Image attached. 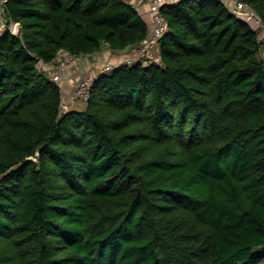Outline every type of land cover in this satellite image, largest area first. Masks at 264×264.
Masks as SVG:
<instances>
[{"label":"trees","instance_id":"16d2710c","mask_svg":"<svg viewBox=\"0 0 264 264\" xmlns=\"http://www.w3.org/2000/svg\"><path fill=\"white\" fill-rule=\"evenodd\" d=\"M264 21V0H241ZM161 60L62 110L41 63L151 31L126 0H8L0 34V264H264V61L220 0L163 6Z\"/></svg>","mask_w":264,"mask_h":264},{"label":"built area","instance_id":"2783aa9c","mask_svg":"<svg viewBox=\"0 0 264 264\" xmlns=\"http://www.w3.org/2000/svg\"><path fill=\"white\" fill-rule=\"evenodd\" d=\"M141 2L145 0H140ZM150 3L151 11L153 13L154 28L151 31L148 38L134 47L133 51L129 53L124 63L112 64V63H98L90 71L87 76H84L80 82L77 83V89L72 94L74 98H85L88 99L92 85L95 79L106 73H111L114 68L120 64H133L137 61H143L146 64L159 62L161 60V52L159 49V41L166 33L168 24L163 13V6L166 0H148ZM225 3L230 11L238 17L244 18L248 22H253L257 26H264V21L257 14V12L248 8L245 3L241 0H235L231 6L228 5L230 0H220ZM8 0H0V34L5 30H10L14 34L20 33V23L11 22L7 26V19L5 17V9ZM254 26V25H253ZM86 56L76 57L67 51H61L57 55L56 59L51 63H41L42 69L48 71L51 79L58 83L59 85L64 81V79L71 73H80L83 68V59ZM262 59L264 61V53L262 54Z\"/></svg>","mask_w":264,"mask_h":264},{"label":"rangeland","instance_id":"374dc122","mask_svg":"<svg viewBox=\"0 0 264 264\" xmlns=\"http://www.w3.org/2000/svg\"><path fill=\"white\" fill-rule=\"evenodd\" d=\"M147 1V0H145ZM235 0H230L228 2V5L231 6L232 4H234ZM144 2V1H143ZM142 2V3H143ZM248 6V8H251V6H249L248 4H245ZM151 10V9H150ZM151 14H152V22H150V26H154V19H153V13L152 11H150ZM252 25H254L255 29H257L258 31V37H259V40L261 42V51H260V54H261V57H262V54L264 53V26H257L253 20L251 22ZM135 46H132V47H129L127 48L126 50L124 51H120V52H114L116 55L112 54V58L114 60H108L106 61V63H112V64H119V63H124L125 59L127 58V56L129 55L130 52L133 51ZM118 53V54H117ZM89 55H87L86 57H88ZM86 58L83 59V61H85ZM42 68V67H41ZM83 70V68H82ZM81 70V72L79 73L80 76H79V79L78 81L80 82V80L84 77V76H87L89 73L83 75V71ZM67 77L64 79V81L60 84L61 86V89H62V110L64 112L66 111H69V110H74V109H78V110H82L86 107V102H87V99L85 98H81V97H78V98H74L73 97V93L76 91V87L77 85L74 84L73 87H71L68 91H66V89L64 88V82L67 81L66 80Z\"/></svg>","mask_w":264,"mask_h":264},{"label":"crops","instance_id":"0c3cea01","mask_svg":"<svg viewBox=\"0 0 264 264\" xmlns=\"http://www.w3.org/2000/svg\"><path fill=\"white\" fill-rule=\"evenodd\" d=\"M126 1H129L137 6L138 10L140 11V13L142 14V16L144 17V19L147 21L148 24L152 22V14L150 12L151 7H150V3L148 0L144 1L143 3L140 0H126ZM173 1L175 0H166L165 4H169ZM149 27H150V30L154 28V26L152 28L150 24H149ZM112 54L116 55L115 53H113L110 47L107 44H105L101 51L86 57V60L83 61V70H82L83 75L90 73V71L98 63L102 64V63H106V61L108 60L110 61L114 60L112 58L113 57ZM79 76H80L79 73H71L67 76V79H66L67 81L64 82V88L66 89V91H68L71 87H73L74 84L77 85V83L79 82L78 81Z\"/></svg>","mask_w":264,"mask_h":264}]
</instances>
